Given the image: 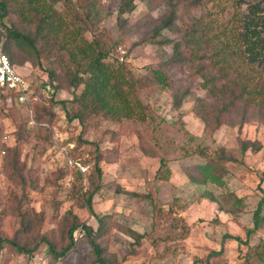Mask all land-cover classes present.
<instances>
[{"label":"trees","instance_id":"trees-1","mask_svg":"<svg viewBox=\"0 0 264 264\" xmlns=\"http://www.w3.org/2000/svg\"><path fill=\"white\" fill-rule=\"evenodd\" d=\"M153 1L156 0H150ZM241 1L167 0L168 12L160 19L153 35L144 38L141 43L167 46L172 53L166 54L168 58L160 65L147 67L146 75H137L118 56L114 58L120 43L113 41L106 29L99 28L103 14L102 0H0V24L6 38L4 52L12 65L16 64L13 47L31 59L34 66L45 65L48 83L44 84L43 91L48 84L52 88V92L45 94L41 105L35 107L33 118L36 128L29 131L25 124L19 122L17 139L20 142H27L29 138L36 142L51 141L52 127L60 115L57 107L61 106L60 110L66 112L69 121H76L81 127L77 148L94 147L95 163L88 176L89 190L81 193L77 184L83 174L74 170L72 194L78 196L76 200L83 208L99 219L98 230L94 231L68 211L57 228L45 230L48 215L45 211L38 212L30 198L31 192L40 189L38 169L22 160L19 144L8 147L0 143V157L2 152L5 155L1 168L14 189L0 195V249L10 247L17 254L32 257L45 245L53 261L66 259L79 247V240L74 236L83 226L93 262L118 264L115 254L109 251L108 238L112 230L120 227L111 217H98L94 212L93 197L102 186L95 185L94 177L102 176L100 162L114 163L118 160L119 133L124 122L132 119L137 112L142 116L141 121H146L148 115L139 96L140 89H169L174 108H182L191 93L181 91L170 75V69L176 65H187L191 74L201 79L200 87L206 95L195 97L193 112L208 127L211 135L226 125L242 128L251 120L264 126V67L252 55L248 56L247 38L241 27ZM132 5L133 0L123 2L119 11L122 24L125 23L124 14L133 8ZM204 9L205 13L195 14ZM166 30L177 38L164 37L158 41ZM64 92H72V99L57 100L58 95ZM0 93L9 107H18L15 93ZM104 123L121 127L119 130L106 129L102 139L96 143L83 139V135L97 131ZM167 128L175 133L186 131L182 118ZM134 133L141 150L160 161L156 178L169 180L172 171L157 130L151 136L140 129H134ZM185 133L190 141L195 140ZM103 144L109 145L104 147ZM249 149L259 152L262 145L242 140L237 153L218 147L214 157H207L206 163L196 165L194 171L185 168V173L194 185L210 186L211 190H206L203 196L216 203L219 210L237 215L246 206V200L229 189L225 178L231 174L228 164L240 163L237 157L244 156ZM44 151L45 148L42 154ZM58 173L60 180L67 176L64 167ZM263 204L264 198L259 203L254 228L248 231V238L264 229ZM51 206L52 219H58L61 204L56 197H53ZM8 219H14L15 230L11 236H4L3 227ZM134 236L137 241L141 239L139 234ZM235 240L247 246L241 264H264V239L255 245L248 240Z\"/></svg>","mask_w":264,"mask_h":264},{"label":"rangeland","instance_id":"rangeland-1","mask_svg":"<svg viewBox=\"0 0 264 264\" xmlns=\"http://www.w3.org/2000/svg\"><path fill=\"white\" fill-rule=\"evenodd\" d=\"M127 1L129 0H102L103 14L99 28L106 29L110 38L120 43L114 58H120L121 48L126 51L123 62L137 75H146L147 67L160 65L172 53L167 46L141 43L144 38L153 35L160 19L168 12L167 0H133V8L124 14L125 23L122 24L119 21V11L123 2ZM241 4V27L247 38L250 52L248 56L252 55L264 67V0H242ZM205 12L206 9L195 14L201 15ZM0 33V48L4 49L6 38L1 24ZM164 37L174 39L177 35L166 30L158 41H162ZM88 38L91 39V35ZM12 51L16 56L15 68L31 83L34 100L32 97L29 108H12L6 104L0 93V143L8 147L19 144L22 160L38 169L40 189L38 192H31L30 198L38 212L45 211L48 215L45 230L57 228L61 218L68 211H72L84 225L97 231V216L83 208L76 200L78 196L74 197L72 194L75 181L73 172L76 169L67 164L68 155L87 168L85 172L80 171L83 178L77 187L81 193L89 190L88 176L95 163L94 147L77 148L81 127L76 121H69L66 112L60 110L61 106L57 107L60 115L52 127L51 141L36 142L31 138L27 142L18 141L19 122L25 124L29 131L36 128V125L30 124L31 115H35V107L40 106L46 96L43 88L48 83V78L45 65L34 66L32 60L19 53L15 47ZM169 73L178 88L181 91H190V96L182 108L177 110L169 89L139 90L148 116L146 121H141L142 116L137 112L132 119L126 120L119 133L118 160L114 163H99L102 176H95L94 180L95 185L102 186L93 197L94 212L98 217H111L120 227L112 230L108 238L109 251L115 254L118 264H241L247 246L235 239L244 242L248 240L252 245L264 239V229H260L250 238L247 237L248 231L254 228V216L264 198V126L251 120L242 128L226 125L211 135L208 127L193 112L195 97L206 95L200 87L201 79L194 77L187 65H176ZM71 99L72 92L60 93L57 97V100L63 101ZM179 118L184 121L185 132L192 135L194 141H190L185 132L175 133L168 130L167 126ZM119 127L104 123L97 131L83 135V139L96 143L102 139L106 129L119 130ZM134 129L143 130L149 136L157 130L158 139L167 153L172 171L169 180L156 178L160 161L147 156L141 150ZM35 133L36 130L32 136ZM242 140L259 142L262 149L259 152L249 149L244 156L237 157L240 163L228 164L231 174L225 178L227 186L246 200L244 209L234 215L219 210L216 203L204 197V192L211 190L210 186L191 183L185 168L194 171L196 165L206 163L207 157H214L218 147L237 153ZM108 145L103 144L104 147ZM4 156L2 152L0 195L14 190L1 168ZM62 167L66 169L67 176L60 180L58 170ZM53 197L61 204L59 217L55 220L52 219ZM14 222V219L6 221L3 227L4 236L13 234ZM78 231H81L84 238ZM135 233L141 235L139 241L134 236ZM74 238H78L79 247L66 259L53 261L45 245L32 257L17 254L15 249L8 247L0 249V264H96L90 258L91 247L83 226L79 227Z\"/></svg>","mask_w":264,"mask_h":264},{"label":"built area","instance_id":"built-area-1","mask_svg":"<svg viewBox=\"0 0 264 264\" xmlns=\"http://www.w3.org/2000/svg\"><path fill=\"white\" fill-rule=\"evenodd\" d=\"M120 61H124L126 51L119 48ZM0 91L11 94H16V103L18 106L29 108L32 104L33 90L31 88V83L26 79L24 75L19 73L15 66L12 65L8 55L0 48ZM52 92L50 84L44 89L45 94ZM34 100V98H33ZM32 114V110L30 111ZM31 125H35L33 115H31L30 120ZM67 164L69 167L76 169L77 171L85 172V168L80 162L74 160L72 157L67 155ZM80 234L81 231H78ZM82 237V234H80ZM78 240V238H76Z\"/></svg>","mask_w":264,"mask_h":264}]
</instances>
